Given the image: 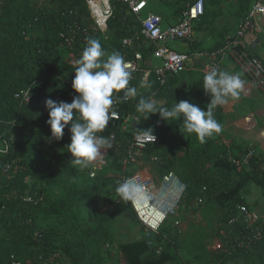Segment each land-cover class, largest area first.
I'll return each instance as SVG.
<instances>
[{"label": "trees", "instance_id": "obj_1", "mask_svg": "<svg viewBox=\"0 0 264 264\" xmlns=\"http://www.w3.org/2000/svg\"><path fill=\"white\" fill-rule=\"evenodd\" d=\"M166 1L167 6L176 4L177 8L165 20L161 17L162 23L170 19L176 21L185 5L196 0ZM203 1L204 14L195 21V32L197 25L207 23L208 27L221 13V0ZM4 2L0 7V136L10 144L9 154L2 156L3 164L14 160L16 165L9 175H4L0 169V264H63L62 258L69 264L110 262V258L93 259L90 244L93 240L110 242L107 227L127 211L139 224L130 203L122 201L115 189L122 183L123 176L130 174L122 162L134 137L139 135L137 130L149 128L157 139L155 144H148L137 152L139 159L146 164L154 160L156 177L175 173L185 186L180 208L192 207L198 216L212 218L217 226L209 221L211 231L197 237L196 243L191 245L193 252L189 254L187 250L186 253L191 259H184V254L180 256L179 252L182 253L185 246L178 231L167 227V221L158 234L151 237V247L147 246L143 235L120 245L124 263L264 264V219L257 224L260 235L246 229L240 219L230 223L239 206L253 209L247 201L250 185L264 196L261 167L264 155L251 158L248 166L236 167L230 159L243 155L246 148L215 141V135L206 143H200L195 135H183L177 121H163L159 114L145 120V116L136 111L141 97L153 98L158 106L169 110L181 100L191 103L176 87L179 76L168 77L161 83L151 75L142 94L122 104L119 119H111L105 132L98 134L113 137L103 170L80 189L71 184L61 197L53 196L49 178L39 167L40 161L54 168L67 164L72 172L75 169L70 168L72 157L67 149L71 143V122L65 127L61 140L51 139L45 100L70 104L77 95L72 89L74 61L81 57L87 38L98 39L106 54L116 51L128 60L122 40L139 33L140 24L118 0L111 2L112 14L101 36L88 30L92 21L84 0H47L44 7L30 0ZM250 2L235 0L234 13L239 19L246 16ZM186 44L188 54L217 49L198 51L194 40ZM137 50L143 54V60L149 58L150 48ZM203 78L193 83L196 97L205 94ZM29 91L30 98L26 95ZM214 118L220 123L218 107ZM29 177L36 178L40 184L48 181V187L43 192L38 187L40 184H34L36 189L32 187L28 192L32 201L23 202L21 196L27 189L25 182ZM199 199L204 205H197ZM78 204H84L85 208L75 215L73 208ZM158 248L161 249L159 254L156 253ZM54 256L57 258L52 260Z\"/></svg>", "mask_w": 264, "mask_h": 264}, {"label": "built area", "instance_id": "obj_2", "mask_svg": "<svg viewBox=\"0 0 264 264\" xmlns=\"http://www.w3.org/2000/svg\"><path fill=\"white\" fill-rule=\"evenodd\" d=\"M112 1L84 0L92 21L88 29L90 32L105 33L107 23L112 14ZM118 1L127 6L128 12L140 24V32L136 33L133 37L123 39L121 44L126 55L129 57L126 60L132 75L129 87L136 90L135 98L142 94L151 75H154L161 83H164L168 77L182 75L191 66L197 65V61L199 60H211L217 64L230 62L235 69L240 71L253 83L264 97V65L258 58L246 55L242 50V43L246 37H253L262 33L257 24V19H264V0H251L246 16L238 22L235 34L232 37L226 38L223 44L215 51L189 54L187 50H174L171 44L177 41L183 43L193 41V24L204 14L203 0H196L192 4H186V8L180 17L174 24L168 26H163L160 16L154 14L142 16L147 7L146 0ZM83 32L87 34L86 30ZM143 47L152 50L148 51V60L159 61V66L154 67L145 64L146 60H143V54L137 50ZM135 98L126 96L123 91L116 93L113 97L112 119H119L120 106L131 102ZM111 138L113 140V137ZM10 141H13L12 138H10ZM148 144H151V142L145 141L140 135L134 137L133 142L128 147L127 156L122 162L124 169L128 170L130 174L123 176L122 183L127 181L130 184L138 185L147 194L146 199L142 202L129 203L142 228V235L147 240V246L151 247V237L158 234L168 219L177 218L185 186L173 172L156 178L151 175H142L141 171L146 163L139 159L137 152L144 150ZM9 147V142L0 136V169L4 175H9L16 165L14 160L10 164L7 163V165H4L2 162V156L9 154ZM243 151L245 152L243 155L238 154L235 155L238 158L230 159L236 167L248 166L251 158L259 156L250 147L243 149ZM105 155L106 152L91 165L93 170L100 169L105 165V161L103 162ZM151 162H154V160H151ZM136 167L139 170L131 173L130 169ZM261 167L264 170V162L261 164ZM202 191L204 192L205 188ZM29 194L28 192L24 193L21 196V200L23 202H31L32 197ZM197 205H204L203 200L199 199ZM239 219L246 229L253 230L257 235H260V228L257 224L260 220L264 219V215L261 212L259 213V211H254L246 206H239L236 216L230 219V223H234ZM179 225L180 222L175 221V226L178 227ZM156 253H161V249L158 248Z\"/></svg>", "mask_w": 264, "mask_h": 264}, {"label": "clouds", "instance_id": "obj_3", "mask_svg": "<svg viewBox=\"0 0 264 264\" xmlns=\"http://www.w3.org/2000/svg\"><path fill=\"white\" fill-rule=\"evenodd\" d=\"M74 66L72 89L77 95L72 102L47 99L44 105L49 112L46 123L50 126L51 139L61 140L65 127L71 122V143L67 146L72 157L70 165L83 171L112 148V138L98 134L105 132L112 119L114 93L123 91L126 96L135 98L136 90L129 87L132 75L128 62L119 52L106 54L96 38L86 39V46L81 57L74 61ZM244 85L245 81L239 74L212 68L204 75L202 85L205 94L211 97L206 111L187 100L175 102L169 110L158 106L155 99L144 97L139 99L136 111L144 115L145 120L154 114H159L163 121L182 118L181 133L195 135L198 142L206 143L214 134L223 131L214 118V109L230 99L238 100ZM30 91L26 93L29 98ZM137 131L145 141L155 144L156 136L151 128ZM115 191L124 202H142L147 197L138 185L127 181L120 183Z\"/></svg>", "mask_w": 264, "mask_h": 264}, {"label": "rangeland", "instance_id": "obj_4", "mask_svg": "<svg viewBox=\"0 0 264 264\" xmlns=\"http://www.w3.org/2000/svg\"><path fill=\"white\" fill-rule=\"evenodd\" d=\"M10 1L17 2V3H19L20 1L23 2V0H10ZM165 1L166 0H146L148 7L145 10V12L142 14V16H146V13H149V11H150L151 13L157 14L160 17H165V19H166L169 15H172L174 13V11L177 8V5L171 4V5L167 6L165 4ZM30 2L36 6L44 7L47 3V0H30ZM4 3H5L4 0H0V7H3ZM221 21L222 20H220L217 24H220ZM196 24H197V22L196 23L194 22V26H196ZM98 33L99 34H97V33L96 34L97 35L101 34L100 32H98ZM194 34L197 35V33H194ZM171 45L174 48V50H177V51H183V50L187 49V44L180 42V41H177ZM257 51L259 54H262L261 53L262 50L261 51L257 50ZM191 67H194V66H191ZM195 70H196V68H195ZM192 72L197 73V70L192 71ZM189 73H191V72H189ZM195 75L196 74H194V76ZM184 77H185L184 82L180 81L178 83V87H179L178 89H180L182 94L184 93L186 95V97H188L190 99L192 104L200 107L201 110L205 111L204 101L202 100V98H199L197 100L195 90H194V86H193V84H191L192 82L195 81V78H197V75L195 78L187 77L186 75ZM178 78H179L178 80L181 79L180 77H178ZM187 83H189V84H187ZM252 90H255V89L252 88ZM245 99H247V98H243V102H247V103L250 102L251 103L250 100L246 101ZM257 100L259 101L260 104L264 105V98L263 97L261 99L260 98L256 99L254 101V103ZM254 103H252L251 108L253 107V109H256L257 106H254ZM246 106L242 105L241 103L239 104L238 102H235V103L228 102L225 104V108H227V109L229 108V112L232 115V118L234 120H236L235 126L237 125L238 118L240 121L243 122L242 125L247 124V123H245L247 121L246 120L247 116H248V118L249 117L251 118L252 122H254L255 124H258V115L255 114L254 116L251 117L250 112H245V113L240 114L241 110L242 111H248V107L250 106V104H248ZM260 122L263 124L264 123L263 119H261ZM177 123L179 126H181V124L183 123L182 118H181V120L177 121ZM256 127H258V126H256ZM263 127H264V124H263ZM258 130H261V129H258ZM259 132H261L263 134L262 130ZM214 135L216 136L215 141H218L220 143H226L227 145H231V144L237 145V144H239L238 142H240V140H241L238 136L236 138H231V141H225V140H223V138H224L223 134L219 133V134H214ZM244 146H246V147L250 146V148H251V145H244ZM251 149H253V148H251ZM104 158H103V162L105 160ZM51 165H52V162H51ZM39 167L42 169V173L44 175L48 176V178H49V180H48L49 186L51 188H53V196L58 197V198L63 195L64 190L66 188H68L71 184L76 185L80 189L83 185L91 182L93 177H95V175H97L100 171L103 170L102 169L103 166L97 170H93L92 166H90L89 168H87L83 171H81L79 169V167H75V168L72 167L71 168V166H70L71 169H75V171L72 172L70 169L67 168V167H69V166H67V164L61 166L60 168H58L56 166L54 168L53 166H49V164H46V162L44 160L40 161ZM149 167H152V169L154 170V165L152 164V162H150V163H148V165L147 164L144 165V168L142 169L141 173L142 174L143 173L148 174V171L146 169H148ZM130 170H131L130 172L133 173V172H136L137 170H139V168L136 167V168H133ZM48 181L40 184V181L37 180L36 178L29 177L28 179H26V182H25L26 187H27L25 193L31 191L32 187H34V184H40V185H38V187H40V191L42 190L43 192H45V190H47V187H48ZM34 188L36 189V187H34ZM48 189H50V188H48ZM249 190H250V195L247 197V201L249 202V205L252 206V208H254L253 209L254 211H257V212L259 211V213L261 212L264 215V196H262L261 191L259 189H257L256 187H254L253 185H250ZM254 205H256V206L254 207ZM84 208H85L84 204H78L73 208V212L75 213V215H78V214L82 213ZM175 221L180 222V225L178 227L175 226ZM209 221H211V223L214 227L217 226V224L214 223L212 218L203 219L201 216H198L196 209H194L192 207L186 208L184 206H182L180 208L176 219H168L167 227H169L171 231H174V230L178 231L177 234L180 237V241L185 246V248L182 249L183 250L182 253L179 252L180 256H183V254H184V257H183L184 259H185V257H187L188 259H191V256H189L188 254L186 256V253H187V250H188V253L190 252L189 254H191L193 252V250H190L192 248L191 245H193V243H196L195 241L198 239L197 237L199 235H205L211 231L210 230L211 227L208 224ZM200 226L202 227L201 229H199ZM107 228L111 233V241L104 243L103 241H100V240H93L91 242L90 248H89L90 252H91V256L96 261L98 259H107L108 260V258H110L111 259L110 262H107L106 264H125L124 263V257L122 256L120 249L118 247L120 245L125 244V243L140 239V237L142 235L141 226L138 223H136V220H135L134 216L131 214V212L127 211V212L121 214ZM171 233H173V232H171ZM55 258H57V257L56 256L52 257V260ZM61 261L63 264H69V262L65 258H62ZM193 264H196V263H193Z\"/></svg>", "mask_w": 264, "mask_h": 264}, {"label": "crops", "instance_id": "obj_5", "mask_svg": "<svg viewBox=\"0 0 264 264\" xmlns=\"http://www.w3.org/2000/svg\"><path fill=\"white\" fill-rule=\"evenodd\" d=\"M147 7H148V4H147ZM220 7H221L220 15L217 17L215 21H213L212 23H209L208 27H206V24H207L206 23L200 26L197 25V32L193 30V35H194L193 40L197 42V50L218 48L223 44L226 38L232 37L235 34L238 22L240 21V19L234 13L236 10L235 0H221ZM148 14H154V13H151L149 11V13H146V15ZM154 15H157V14H154ZM162 19L165 20V17H162ZM220 20H222L221 23L217 24ZM174 22L175 21H172V19L167 20L165 23H163V26L172 25L174 24ZM257 24L259 25L262 33H260L259 35H255L253 37L251 36L246 37L242 43V50L246 55L255 56L256 58H258L264 65V19H257ZM194 33H197V35H195ZM257 50H260V51L262 50L263 51V52L261 51L262 54H259ZM145 64L149 66L157 67L160 65V62L157 60L147 59L145 61ZM193 66L194 67H190V69H188V70H191L190 71L191 73H189L187 70L184 74L179 76L181 79L178 80V83L180 81L184 82L185 75L187 77H193V78H195L197 75V78H195L194 82L196 81L199 82L202 80L204 75L208 73L212 68H218L220 70L227 71L230 74H239L241 76V78L245 81L244 89L240 95V98L242 100L240 98L235 101L230 99L228 102H233V103L238 102L239 104L241 103L244 106L250 104V106L248 107V111L241 110L240 114L245 113V112H250L251 117L254 116L255 114L258 115V124H255L254 122H252L251 118L250 117L248 118L247 116L246 117L247 121L245 122L247 124L242 125L243 122L240 121L238 118L237 125L235 126L236 120L232 118V115L229 112V108L228 109L225 108V105L219 106L218 108H220V118H221L220 124L223 129V131L220 134L224 135L223 140L225 141H231V138H236L239 136L241 140L240 142H238L239 143L237 144L238 146L242 148H248L244 145H251V148H253V150L256 153L264 154V127H263L264 123L262 124L260 122L261 119H263V122H264V105L260 104L258 100L254 103L256 99L258 98L261 99L263 96L256 89L253 83L245 75H243L240 71L235 69V67L230 62L217 64L215 61H211V60H199L197 61V65L194 64ZM195 68L197 70V73L192 72V71H196ZM194 74L196 75L194 76ZM194 82H192L191 84H193ZM178 83L176 86L177 89L179 88ZM252 88H254L255 90H252ZM199 98H202V100L204 101L205 111H206L207 110L206 106L208 105V103H210V99H211L210 95L204 94L202 96L197 97V100ZM243 98H247L245 100L246 101L250 100L251 103L243 102ZM252 103H254V106H257L256 108L257 110L253 109V107L251 108ZM258 129H261L263 131V134L259 132L261 130H258ZM231 145H228V146H231ZM147 171H148L147 175H151L156 178L152 167H149Z\"/></svg>", "mask_w": 264, "mask_h": 264}, {"label": "bare ground", "instance_id": "obj_6", "mask_svg": "<svg viewBox=\"0 0 264 264\" xmlns=\"http://www.w3.org/2000/svg\"><path fill=\"white\" fill-rule=\"evenodd\" d=\"M146 174H147V173H146ZM146 174L143 173L142 175H143V176H146Z\"/></svg>", "mask_w": 264, "mask_h": 264}]
</instances>
